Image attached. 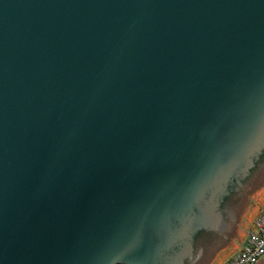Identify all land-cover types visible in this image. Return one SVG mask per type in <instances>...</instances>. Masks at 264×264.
<instances>
[{"label":"water","instance_id":"1","mask_svg":"<svg viewBox=\"0 0 264 264\" xmlns=\"http://www.w3.org/2000/svg\"><path fill=\"white\" fill-rule=\"evenodd\" d=\"M262 163L264 0H0V264H204Z\"/></svg>","mask_w":264,"mask_h":264},{"label":"built area","instance_id":"2","mask_svg":"<svg viewBox=\"0 0 264 264\" xmlns=\"http://www.w3.org/2000/svg\"><path fill=\"white\" fill-rule=\"evenodd\" d=\"M256 229L247 231V243L225 264H256L264 261V209H261L256 220Z\"/></svg>","mask_w":264,"mask_h":264},{"label":"rangeland","instance_id":"3","mask_svg":"<svg viewBox=\"0 0 264 264\" xmlns=\"http://www.w3.org/2000/svg\"><path fill=\"white\" fill-rule=\"evenodd\" d=\"M248 197L256 203L260 208H264V205H262L256 198H254L249 192ZM259 214V213H258ZM258 214L255 216V218L250 223L248 229L243 234L240 243H232V244H226L218 248L212 257L204 264H225L228 260H230L236 252L239 251L240 247H242L245 242V234H247V231L251 229L255 223V220L258 216Z\"/></svg>","mask_w":264,"mask_h":264},{"label":"flooded vegetation","instance_id":"4","mask_svg":"<svg viewBox=\"0 0 264 264\" xmlns=\"http://www.w3.org/2000/svg\"><path fill=\"white\" fill-rule=\"evenodd\" d=\"M256 174L255 176H253L252 178L249 179L248 181V186L247 188H249V186H254V182L258 179L257 176H261V177H264V163H262L260 166L257 167L256 169ZM258 174V175H257ZM253 188V187H252ZM206 251V250H205Z\"/></svg>","mask_w":264,"mask_h":264},{"label":"crops","instance_id":"5","mask_svg":"<svg viewBox=\"0 0 264 264\" xmlns=\"http://www.w3.org/2000/svg\"><path fill=\"white\" fill-rule=\"evenodd\" d=\"M261 209H264V208H261ZM260 212V211H259ZM251 229H256V224L254 223V225H253V227L251 228ZM244 242H245V244L247 243V234H245V240H244ZM240 249H241V247H240ZM239 249V250H240ZM238 252H236V254H237ZM236 254H234L233 256H235ZM256 264H264V261H259L258 263H256Z\"/></svg>","mask_w":264,"mask_h":264}]
</instances>
